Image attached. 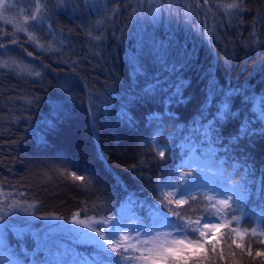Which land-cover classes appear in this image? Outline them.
Instances as JSON below:
<instances>
[{"label": "trees", "instance_id": "16d2710c", "mask_svg": "<svg viewBox=\"0 0 264 264\" xmlns=\"http://www.w3.org/2000/svg\"><path fill=\"white\" fill-rule=\"evenodd\" d=\"M0 13V62L19 65L0 68L2 189L63 218L111 216L125 201L150 224L192 154L207 156L215 184L233 186L242 229L240 243L225 232L207 252L215 264H264V0H5ZM43 157L69 172L53 177ZM202 191L170 207L206 217ZM32 247L34 264H53Z\"/></svg>", "mask_w": 264, "mask_h": 264}, {"label": "rangeland", "instance_id": "374dc122", "mask_svg": "<svg viewBox=\"0 0 264 264\" xmlns=\"http://www.w3.org/2000/svg\"><path fill=\"white\" fill-rule=\"evenodd\" d=\"M41 159L45 161L44 165L50 170L49 174L51 172L53 177L60 175V173L65 176L66 172L70 170L68 166L65 165L64 167V162L61 158L51 160L43 157ZM208 159L209 157L207 156L199 158L195 154H192L188 160L191 169L181 173V188H170V198L172 200L181 198L187 200V198L195 196L197 190H203L202 192L210 200V208L212 203H215L216 207L222 210L228 207L233 208L230 201L227 205L220 204V201L225 199L222 193L226 192L233 197V186L231 184L223 186L215 184V169L208 167L209 164L205 162ZM38 163L41 164V162ZM188 186H190L189 191L191 195L181 197L179 195L180 190ZM218 193L220 194L218 195ZM35 207V203L20 198L17 192H8L0 187V216L4 218L0 221V264H34L29 257H35L36 253L29 254L28 251H31L33 247L27 248L31 244L33 246L37 244L42 246L48 253L46 255L52 260L53 264H107L109 254L115 255V253H112L111 248L106 249L101 247L100 242L95 238V234L89 228H85L84 225L78 223L80 220H83L90 227H96L98 231L101 226L105 229L109 226L116 230L125 229L116 239V243L122 245L135 243L136 232L128 231V228H135L138 223H143L145 228L150 225L146 215L136 213L134 209L129 208L125 201L117 206L116 211L111 216H106V214L100 212L101 215H82L80 212H75L69 218H64L63 220L52 218L60 217L54 213H38ZM215 211L216 209L211 208V212ZM203 222L204 220L202 219L201 224ZM218 222L222 224V227L217 230L215 238H210L209 243L206 244L204 249L207 253L205 264H215V255H210L207 252V247L217 243L221 238L223 240L224 237L222 236H224L225 232L231 234L237 243H240L239 239L242 237V229L236 226L232 215L221 217ZM8 229L10 230L9 234L11 236H15L16 238L19 236L18 241H13L11 244L6 232ZM23 230L29 231L33 235V238H29L31 240H28L24 234H21ZM191 238L195 239L194 236ZM68 241L76 242L80 246L81 244L86 245L89 251L70 247L69 245L72 244L70 242L68 245ZM29 243L30 245L27 246ZM116 243L113 246H116ZM14 244L19 247L15 248Z\"/></svg>", "mask_w": 264, "mask_h": 264}, {"label": "snow or ice", "instance_id": "6c2138e0", "mask_svg": "<svg viewBox=\"0 0 264 264\" xmlns=\"http://www.w3.org/2000/svg\"><path fill=\"white\" fill-rule=\"evenodd\" d=\"M208 3V0H204ZM5 0H0V9H4ZM236 3L228 4L227 8H236ZM39 11V9H38ZM2 13H0V19H3ZM41 18H44V14L41 13ZM31 19L40 23L36 16H32ZM20 31L27 32L26 27L19 29ZM31 38V34H30ZM13 44L18 43L17 40L11 41ZM38 44V41H36ZM39 46V44H38ZM5 47L3 43H0V48ZM29 56L32 53H28ZM19 67L8 61L0 62V68H12ZM35 76H39V72L34 73ZM177 89L176 95L183 99L182 92L180 89L183 84L174 85ZM235 91V90H233ZM171 99V98H170ZM229 115L228 105L225 103L223 108L218 111V119ZM131 122V118H129ZM246 126H241L239 133L243 135L248 134ZM240 139V135L234 137L235 141ZM159 155L164 156V152L160 151ZM75 180L83 181L85 178L83 175H77L75 172L71 173ZM167 185H157V190H161L162 187ZM175 187V185H172ZM190 186L180 190L179 195L181 197L185 195H191ZM220 193H218L219 195ZM225 199L220 201V204L227 205L232 197L226 192L222 193ZM171 195V193H169ZM194 198V197H193ZM182 205L187 203V200L181 198L176 200H167L166 196L159 198V203H155L150 206V225L145 228L143 223H138L135 228H128V231H135V243L119 244L116 243L117 237L121 235L125 229H113L109 226L107 229L100 227L99 231L96 227H90L85 224L83 220L78 223L84 225L85 228L95 234V238L100 242L101 247L111 248L112 253L107 257V264H205L207 259V253L204 251L206 244L209 243L210 238H215L217 230L222 227V224L218 222L221 217L232 215V219L239 221V217L235 215V209L228 207L226 209H220L216 207L215 203L211 204V208L216 209L215 212H210L206 217H198L193 221L190 217L182 214L180 211L170 207L171 204ZM208 207L206 206V211ZM175 217V219H173ZM55 219L63 220V217H52ZM4 218L0 216V221ZM204 220L201 224V220ZM233 231H235L233 229ZM255 232V229H253ZM195 237L192 239L191 237ZM127 239V237H125ZM116 243V246L113 244ZM123 249V250H121ZM212 252H216L215 244L212 245ZM251 254V253H249ZM257 255H264V252H257Z\"/></svg>", "mask_w": 264, "mask_h": 264}]
</instances>
